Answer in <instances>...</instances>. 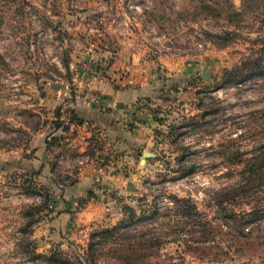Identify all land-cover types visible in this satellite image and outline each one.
<instances>
[{"label":"rangeland","instance_id":"374dc122","mask_svg":"<svg viewBox=\"0 0 264 264\" xmlns=\"http://www.w3.org/2000/svg\"><path fill=\"white\" fill-rule=\"evenodd\" d=\"M0 264H264V0H0Z\"/></svg>","mask_w":264,"mask_h":264},{"label":"crops","instance_id":"0c3cea01","mask_svg":"<svg viewBox=\"0 0 264 264\" xmlns=\"http://www.w3.org/2000/svg\"><path fill=\"white\" fill-rule=\"evenodd\" d=\"M126 96L123 92H118L116 95L112 92L110 99H99L96 102L83 99L84 101H78L75 104L76 111L80 117L93 121L94 126L103 128V132L107 133L104 137L108 135L109 140L119 131L124 138H132L128 142L133 144L135 136L138 138L149 133L150 125L145 116L140 112H134L132 103L135 99H126ZM113 176L114 174L107 177Z\"/></svg>","mask_w":264,"mask_h":264},{"label":"trees","instance_id":"16d2710c","mask_svg":"<svg viewBox=\"0 0 264 264\" xmlns=\"http://www.w3.org/2000/svg\"><path fill=\"white\" fill-rule=\"evenodd\" d=\"M246 65H247V63H245V66ZM245 66H239L233 70H228L225 74L226 75L224 78L225 82L226 83H233V82L235 83V82H240L241 80H243V78L245 76L243 67H245ZM74 114H76V113H74ZM48 258L50 261H55V262L59 261V259L55 255H50L49 257H47V260H48Z\"/></svg>","mask_w":264,"mask_h":264}]
</instances>
